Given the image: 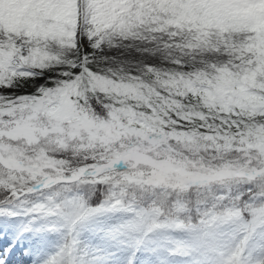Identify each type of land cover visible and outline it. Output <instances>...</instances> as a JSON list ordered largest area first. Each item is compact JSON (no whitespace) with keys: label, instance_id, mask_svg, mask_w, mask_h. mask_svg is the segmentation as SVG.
Returning <instances> with one entry per match:
<instances>
[{"label":"snow or ice","instance_id":"1","mask_svg":"<svg viewBox=\"0 0 264 264\" xmlns=\"http://www.w3.org/2000/svg\"><path fill=\"white\" fill-rule=\"evenodd\" d=\"M0 264H264V0H0Z\"/></svg>","mask_w":264,"mask_h":264}]
</instances>
